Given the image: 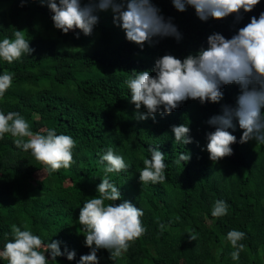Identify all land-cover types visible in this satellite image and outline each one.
Segmentation results:
<instances>
[{
    "label": "trees",
    "instance_id": "obj_1",
    "mask_svg": "<svg viewBox=\"0 0 264 264\" xmlns=\"http://www.w3.org/2000/svg\"><path fill=\"white\" fill-rule=\"evenodd\" d=\"M153 2L166 18L173 17L182 39L164 38L141 50L113 25L110 12L97 13L99 23L91 36L81 33L75 39L73 32L54 29L47 6L29 2L21 7L20 0H0V40L27 29L26 39L34 49L11 64L0 60V75L14 73L11 88L0 99V112H18L33 132L54 128L76 142L71 167L48 175L30 152L15 147L9 134L0 139V250L11 239V225H27L45 245L59 240L61 251L75 250L74 260L60 256L58 264H77L90 251L76 222L79 207L96 195L104 178L99 157L111 148L129 165L109 174L121 192V200L114 203L127 200L142 209L146 232L116 260L109 259L107 250H99V264H264V144H241L243 130L237 124L228 129L237 139L231 156L214 164L205 150L206 133L214 131L206 121L220 115L222 105L235 104L238 86H224L219 103L187 100L171 114L157 113L153 122L135 119L137 110L124 83L132 70H149L155 76L151 69L157 58L171 54L183 59L206 47L207 36L214 32L230 38L242 20L264 12V0L251 12L241 10L238 23L232 15L202 22L192 8L181 13L170 0ZM181 124L190 128L192 143L174 140L171 128ZM149 147L165 154L163 184L139 182L141 157L150 158ZM187 152L191 157L187 163H174ZM42 171L44 177L36 179ZM216 200L229 205L227 215L211 216ZM159 223L165 225L163 231ZM233 229L246 234L239 242L246 248L237 261L231 259L234 249L225 238ZM190 232L197 234L195 241L189 240ZM0 264L7 262L0 259Z\"/></svg>",
    "mask_w": 264,
    "mask_h": 264
},
{
    "label": "clouds",
    "instance_id": "obj_2",
    "mask_svg": "<svg viewBox=\"0 0 264 264\" xmlns=\"http://www.w3.org/2000/svg\"><path fill=\"white\" fill-rule=\"evenodd\" d=\"M38 2L52 14L50 19L54 29L62 34L73 32L74 38L80 34L91 36L99 23L97 13L110 12L112 23L120 28L125 39L139 46H155L164 38H174L177 42L182 34L173 23V17H165L153 0H20V6ZM177 12L194 9L195 16L202 22L223 20L230 15L239 22L244 13L251 12L260 0H170ZM79 30V31H76ZM230 38L214 32L207 36L206 47H199L183 59L171 54L157 58L151 72L133 71L124 81L129 90V102L134 105L135 119L143 121L155 115L171 114L187 100L204 103H219L223 99L222 88L237 85L238 94L234 105H222L221 114L209 118L206 123L214 131L206 133L205 150L214 164L233 154L232 144L237 142L228 129H242L240 143L255 141L264 144V12L242 20ZM27 29L16 30L13 39L0 40V60L11 64L24 54L30 55L34 49L26 39ZM14 73L5 71L0 75V99L11 88ZM144 113L138 110L141 107ZM234 121L236 122L234 124ZM237 127L236 130L240 129ZM171 132L176 142L183 145L192 143L188 135L190 128L181 124L172 126ZM6 134L12 138L16 148L30 152L34 159L44 166L48 175L60 169H68L73 164L75 140L65 134H57L54 128L33 132L29 123L18 112H0V139ZM150 158L141 157L143 168L139 171L140 184H163L166 181L165 154L158 147H149ZM190 153H180L176 164L187 163ZM104 165V178L96 186V195L90 197L79 207L76 222L81 226L84 246L90 251L80 256L77 264H99V250H107L109 259L121 258L130 246L146 232L141 217L142 209L133 203L121 200L119 187L110 182L109 174L120 173L129 168L122 155L108 148L99 157ZM107 202V203H106ZM229 205L224 200H216L211 216L220 218L228 213ZM179 217H177V220ZM23 227V230H22ZM161 231L165 229L159 223ZM11 239L0 250V259L7 264H58L57 257L66 256L68 261L75 259V250L65 247L61 251V241L51 240L47 245L39 235L33 234L27 225H11ZM79 235V234H78ZM245 232L230 230L226 235L232 249L231 259L237 261L246 245L239 243L245 239ZM197 234L189 233V240L195 241ZM43 249V251H41ZM49 253L50 259L45 253Z\"/></svg>",
    "mask_w": 264,
    "mask_h": 264
},
{
    "label": "rangeland",
    "instance_id": "obj_3",
    "mask_svg": "<svg viewBox=\"0 0 264 264\" xmlns=\"http://www.w3.org/2000/svg\"><path fill=\"white\" fill-rule=\"evenodd\" d=\"M42 177H44V172H43V171H42V172H37V173H36V176H35L36 179H41ZM63 251H64V250H63ZM63 251H62V252H63ZM45 255H46L47 258L49 257V254H47V253H45ZM61 258H62V259H65L66 256H61Z\"/></svg>",
    "mask_w": 264,
    "mask_h": 264
}]
</instances>
